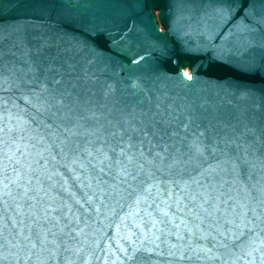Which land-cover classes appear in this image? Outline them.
Wrapping results in <instances>:
<instances>
[{"label": "water", "instance_id": "water-1", "mask_svg": "<svg viewBox=\"0 0 264 264\" xmlns=\"http://www.w3.org/2000/svg\"><path fill=\"white\" fill-rule=\"evenodd\" d=\"M253 11L257 15L264 14V0H0V33L7 34L6 43H15L19 54L27 51L35 59L34 50L46 41L49 46L44 48V55L61 52L64 57L74 58L80 69L95 78L88 81L89 91L85 98L90 103H103L107 99L108 104L114 106V111L130 102H137L138 107L145 108L160 102L165 111L171 104L178 110L194 111L196 117L190 128L185 130L179 127L185 113H179L178 122L174 125L180 133L175 138L177 141L187 136L189 140L207 145L236 139L241 150L237 152L236 145H232L229 151L235 166L221 154H217L215 160L209 158L204 164L205 167L210 164L216 170L214 175L219 181L216 194L224 193L221 201L228 196L233 199L228 200L227 207L220 204V208L226 210L223 215L216 212L218 220L208 217L200 227L213 233L216 232L213 225L222 224L228 228V220L242 211L239 204L235 212L232 211L231 206L237 201L247 208V217L255 222V226L245 228L241 225L230 233L239 239H233L228 249L213 247L209 237L205 246L213 248V251L207 255L215 256V259L197 260L193 256L191 260L179 261V264H262L264 261L261 255L264 253V215H261L264 206H259L264 204V144H261L264 140V107H261L264 94V26H257L252 33L246 30V26L255 25L250 15ZM209 35L211 43L207 39ZM242 38L252 39L254 43L249 46L243 43ZM137 54L143 59L133 63ZM44 55L40 57L43 62L39 65L41 70L48 63ZM16 63L21 69L26 67L22 55L16 57ZM184 68L194 76L191 82L179 80L177 73L185 72ZM106 90H109L108 97L104 95ZM242 91L249 92V95H242ZM13 93L15 95L7 94V114L0 111V126L24 128V131L13 133L15 144L0 143V155L10 146L12 154L27 164L37 158L36 153L43 146L42 141H37L40 135H46L47 130L42 132L35 126L39 117L31 126L24 123L25 118L33 119L35 112L26 106L20 92L13 89ZM4 107L0 102V109ZM245 127L255 131L245 132ZM18 137H23V140ZM0 140H3L2 134ZM249 142L252 147L246 149L245 155L244 145ZM20 153H24L27 160L20 157ZM73 167L80 175L62 165L47 168L43 175L34 173L43 184L42 194L37 199L43 204H51L53 208L49 211L67 199L72 207L70 211L64 207L63 211L80 218V223L77 225L73 221V226L82 229L83 236L71 233L76 237L67 242L71 254L62 253L66 259L60 264H176L179 257L168 256L164 244H160L157 251L141 250L135 260L125 261V254L120 249L129 247L131 241L142 237L134 220L143 217L144 231H149L148 217L143 211L147 205H142L135 217L125 219V214L132 211L131 198L125 195L123 200L117 201L116 194L110 189L101 193L97 189L107 188L103 181L107 179L112 183L110 178H94V173L89 174L78 165ZM187 167L189 171L182 178L205 183L191 171V165ZM56 171L61 174L53 175ZM7 175L13 177V172L8 171ZM157 175L168 178L166 173ZM47 176H52V179H47ZM97 179L101 184L98 185ZM3 183L6 181L0 180V188ZM89 183L90 188L81 186ZM62 185L80 196L85 192L88 195L95 192L100 203L99 215L95 211L85 213ZM30 186L33 188L30 194L34 195L39 185L33 179ZM192 188L195 189V185ZM155 207L153 204L148 210ZM252 209L260 216L259 220L252 214ZM170 211H175V207L170 206ZM153 215L158 214L153 212ZM178 216L185 217L190 222L189 226L198 223L186 211L178 213ZM40 223L47 226L46 221L41 220ZM181 231L188 235L183 228ZM193 231H196L194 227ZM241 232L245 235L242 236ZM168 239L175 242L176 237L172 235ZM193 242L203 243L198 233L193 236ZM143 245L156 247L148 240H143ZM76 248L80 249L79 253H76ZM160 252L165 255H160Z\"/></svg>", "mask_w": 264, "mask_h": 264}, {"label": "snow or ice", "instance_id": "snow-or-ice-1", "mask_svg": "<svg viewBox=\"0 0 264 264\" xmlns=\"http://www.w3.org/2000/svg\"><path fill=\"white\" fill-rule=\"evenodd\" d=\"M250 15L255 20V25L246 26V30L252 33L257 30V26H264V14L257 15L253 11ZM207 39L211 43V35ZM7 40V34L0 33V102L5 106L0 111L7 114L6 106L9 100L7 94L15 95L13 89H16L26 106L35 112L33 119L25 118L24 123L31 126L33 120L39 117L35 126L42 132L47 131L46 135L39 136L37 143L42 141L43 146L36 153L37 158L30 163H22L20 158L12 154L10 146L3 155H0V180L6 181L0 188V241H2L0 264H12V262L60 264L66 259L62 253L71 254L67 242L76 238L71 233L83 236V230L73 226V221L78 225L80 218L76 214L69 215L72 206L67 203V199L64 200V204L58 205L52 211L48 210L53 208L51 204H43L37 199V196L42 194L43 184L39 176L34 173L40 172L43 175L47 168H56L58 165H62L77 176L80 173L73 167L74 165H78L89 174L94 173V178L101 176L110 178L112 183L107 179L103 181L107 188L99 187L97 190L104 193L110 189L116 194L117 201L123 200L125 195L131 198L132 211L125 214V219L135 217V214L141 211V206L147 205L143 211L148 217L149 231H144L143 217H139L138 221L134 220L142 237L131 241L129 247L120 249L125 254V261L135 260L141 250L157 251L160 244L167 246L168 256L179 257L176 264L182 260H191L193 256L197 260L215 259V256L207 255L213 251V248L205 246L209 237L213 247L228 249L233 239H239L230 233L238 230L241 225L245 228L255 226V222L247 217V208L237 201L231 206L232 211L235 212L237 204L242 211L228 220V228L222 224L213 225L216 228V232L213 233L207 228L200 227L208 217L218 220L216 212L220 211L223 215L226 210L221 209L220 204L223 203L227 207L228 200L233 199L228 196L221 201L220 197L224 193L216 194L218 192L216 185L219 183L214 175L216 170L212 165L205 167L204 164L209 158L215 160L216 155L221 154L235 166V160L229 155L232 145H236L237 152L241 150L235 138L222 140L219 144L207 145L198 140H189L187 136L177 141L175 138L180 136V133L174 125L178 122L179 113L181 111L185 113L179 127L188 130L196 118L194 111L178 110L171 104L165 111L160 102L147 108L138 107L137 102H130L115 111L114 106H110L107 99L103 103H90L89 99L85 98L89 91L88 81L95 78L80 69L74 58L64 57L61 52L44 55V48L49 46L45 41L34 50L36 58L33 59L27 51L19 54L16 44L9 45L6 43ZM242 41L249 46L254 43L249 38H242ZM92 51L95 58L94 50ZM18 55H22L24 59L26 67L23 69L16 63ZM42 55L48 63L41 70L39 65L43 63L40 59ZM142 59L143 57L137 54L133 63ZM88 63H91V60ZM177 76L183 83L194 79L189 72L177 73ZM241 94L246 96L249 92L242 91ZM104 95L108 97L109 90H106ZM261 99V107H264V94ZM23 131L24 128L0 126V134L3 135L0 143L15 144L16 138H13V133ZM244 131L255 130L245 127ZM18 138L23 140V137ZM185 141H187L186 147ZM261 144H264V140ZM220 145L223 147L221 148ZM31 147L35 148V145ZM250 147H252L251 142L244 145L245 155H247L246 149ZM20 157L27 160L24 153H20ZM13 165L18 167L13 168ZM189 165L197 177L205 180L204 184L198 179L182 178L183 174L189 171L187 167ZM8 171L13 172V177L7 175ZM164 173L167 174V179L157 175ZM60 174L59 171L53 173V175ZM46 178L51 180L52 176ZM33 179L39 185L35 188L34 195L30 194L33 191L30 186ZM22 180L27 182L21 183ZM97 183L99 185L101 181L97 179ZM125 185L126 187H123ZM192 185H195V189ZM81 186L90 188L91 183ZM122 187L123 192L120 190ZM64 191L70 194V198L79 204L85 213L95 211L99 215L100 203L95 198V192L92 195L85 192L80 196L66 187ZM22 201H31V203L26 204ZM153 204L156 207L149 211L148 208ZM170 206H174L175 211H170ZM64 207L69 211H63ZM105 210L108 211L107 208ZM111 211L114 212L115 209ZM185 211L198 223L189 226L190 222L185 217L178 216V213ZM25 212L28 213L27 216ZM153 212L158 215L154 216ZM252 214L257 216L255 209H252ZM65 217L68 219L65 220ZM259 219L260 216H257V220ZM41 220L46 221L47 226L40 223ZM181 228L188 233L187 236ZM65 229L68 231L66 232ZM153 229L155 231H152ZM197 233L203 243L193 242V236ZM149 235L151 239H148ZM172 235L176 237L175 242L168 239ZM241 235L245 233L241 232ZM161 236L164 237L163 240ZM83 238L87 239V237ZM143 240H148L149 244H154L156 247H144ZM62 244L64 247H61ZM75 251L79 253L80 249L76 248ZM198 253L205 255L201 256ZM160 255L165 253L160 252ZM261 255L264 256V253Z\"/></svg>", "mask_w": 264, "mask_h": 264}, {"label": "rangeland", "instance_id": "rangeland-1", "mask_svg": "<svg viewBox=\"0 0 264 264\" xmlns=\"http://www.w3.org/2000/svg\"><path fill=\"white\" fill-rule=\"evenodd\" d=\"M185 71H187L185 68H184Z\"/></svg>", "mask_w": 264, "mask_h": 264}, {"label": "bare ground", "instance_id": "bare-ground-1", "mask_svg": "<svg viewBox=\"0 0 264 264\" xmlns=\"http://www.w3.org/2000/svg\"><path fill=\"white\" fill-rule=\"evenodd\" d=\"M185 72H187V71H185Z\"/></svg>", "mask_w": 264, "mask_h": 264}]
</instances>
